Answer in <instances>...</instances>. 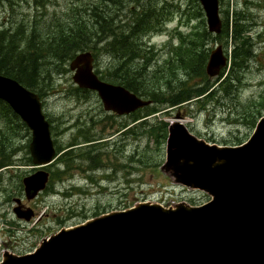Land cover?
<instances>
[{
  "label": "rangeland",
  "instance_id": "374dc122",
  "mask_svg": "<svg viewBox=\"0 0 264 264\" xmlns=\"http://www.w3.org/2000/svg\"><path fill=\"white\" fill-rule=\"evenodd\" d=\"M147 2L154 4L163 15L161 29L142 38V47L152 54L149 68L154 73L163 69L169 58L174 59L172 48L180 44L178 31L188 36L186 39H192L193 36L189 37L192 27L195 32L206 28L199 0H53L48 4L47 16L55 11L61 20L70 21L75 16L93 24L92 7L97 6L112 17L111 26L123 25L131 17L129 9ZM233 6L238 9L248 7L253 17L251 33L256 54L242 70V82L237 84V91L226 93L219 87L220 81L211 78L215 91L212 99L197 102L194 98L174 108L156 104L159 112L149 116L148 123L143 124L133 115L117 116L106 112L95 92H77L68 62L62 67V73H53V83L42 97L43 112L51 123L57 154L55 161L48 166L52 179L48 189L35 199L28 201L25 198L21 180L30 170L25 159L29 154L26 155L24 148L29 144L30 131L19 130L15 142L17 150H20L11 157V166L0 169V258L4 247L18 254L32 251L43 237L63 227L75 226L99 214L123 210L138 202L153 201L166 206L185 201L200 205L209 199L204 193L174 185L159 170L165 160V141L162 142L157 132H150L149 126L160 120L169 124L179 115L191 133L211 143L237 145L250 136L256 121L264 115V37H257L264 30V4L261 0H250L246 5L242 0H229V7ZM198 10L201 11L199 15ZM35 12L33 0H0V29L20 22L30 25ZM202 41V49L208 54L221 44L212 39L204 38ZM93 43L98 49H90L95 54L94 69L100 72L99 75L107 74V69L116 66L118 61L102 49L98 38ZM230 49L229 44L228 51ZM138 64L131 66L135 69ZM175 67L170 66L176 74V77L169 74L172 80L184 79L186 73ZM141 97L150 98L146 95ZM89 116H92L88 123L90 134L98 143L96 147L86 144L85 138H76V125L64 131L68 124L80 123ZM8 126L9 123L0 120V129ZM70 140L78 146L74 154L88 150L87 153L97 161L98 165L93 166L96 169L78 155L71 160L73 166L68 173L57 175L65 169L61 160ZM17 199L25 208L34 210L35 218L26 221L15 215L13 208Z\"/></svg>",
  "mask_w": 264,
  "mask_h": 264
},
{
  "label": "water",
  "instance_id": "95a60500",
  "mask_svg": "<svg viewBox=\"0 0 264 264\" xmlns=\"http://www.w3.org/2000/svg\"><path fill=\"white\" fill-rule=\"evenodd\" d=\"M208 31L219 34L218 0H199ZM222 45L205 67L212 78L227 66ZM79 88L95 91L104 110L129 114L151 104L122 85L101 80L93 56L80 52L69 63ZM0 99L31 131L32 162L50 163L55 155L49 123L37 93L0 74ZM160 170L175 183L205 191L210 201L164 207L140 202L111 211L43 238L33 252H3L0 264H264V115L246 142L237 146L209 144L176 119L170 122L165 161ZM46 171L23 179L28 200L45 188ZM19 202V200H17ZM29 220L32 211L14 208Z\"/></svg>",
  "mask_w": 264,
  "mask_h": 264
},
{
  "label": "trees",
  "instance_id": "16d2710c",
  "mask_svg": "<svg viewBox=\"0 0 264 264\" xmlns=\"http://www.w3.org/2000/svg\"><path fill=\"white\" fill-rule=\"evenodd\" d=\"M48 1L33 0L37 11L30 25L20 22L12 29L0 30V74L16 79L41 98L53 83V73L58 75L62 73V67H65L77 52L87 49L98 51L92 45L95 38L102 43V49L118 61L116 66L107 69V74L102 73L100 77L121 84L138 96L146 95L152 99L153 105L133 114L136 120L158 113L156 104L164 105L166 108L180 107L194 98L197 102H202L204 99L210 100L209 98L214 97V83L205 73V63L209 54L202 49L204 38L219 41L227 52L229 44L231 46L229 69L223 70L215 80L220 81L218 85L226 93L238 90L237 84L242 82V70L250 58L256 55L251 33L253 17L250 16L248 7L230 8L229 0H219L222 20L219 34L213 35L206 28L191 31L189 37L194 38L186 39L184 43L188 36L178 33L180 44L172 48L175 60L167 58L164 68L154 73H151L149 68L152 54L142 47V38L156 31L163 19L161 10L154 4L147 2L133 10L129 9L131 17L125 24L111 26L112 17L97 6L92 7V15L95 17L93 24L75 16L67 21L61 20L56 13L48 16L40 14L38 9L45 10ZM249 1L242 0V3L246 5ZM261 2L264 4V0ZM199 14L201 11L198 10ZM101 33L104 35L101 36ZM257 37L263 38L264 30H261ZM262 43L264 45V40ZM133 63H139V67L134 69L131 66ZM171 65L183 70L186 73L185 78H174L173 81L169 75L175 74L170 70ZM75 90L81 94L89 92L78 88ZM0 120L2 123H9L8 128L0 129L1 168L11 163V156L18 147L15 137L19 130L27 128L1 100ZM142 122L148 123L147 119ZM167 125L160 120L150 125L149 131L157 132L156 135L164 142Z\"/></svg>",
  "mask_w": 264,
  "mask_h": 264
},
{
  "label": "flooded vegetation",
  "instance_id": "af4514ba",
  "mask_svg": "<svg viewBox=\"0 0 264 264\" xmlns=\"http://www.w3.org/2000/svg\"><path fill=\"white\" fill-rule=\"evenodd\" d=\"M84 118H85V116H84ZM91 118H92V116H89V118H87V119H82L80 123H77L76 121H74L71 124H68L67 125L68 128H64V131L67 130V129H71V128L73 129L75 127V125H76V127H77L76 128L77 138L78 137L88 138V140L85 141V143L92 145L91 147H96V145H98V143L94 142L95 140L91 139L92 138V134H90V127L88 125V123H89ZM84 132H88V135H84ZM77 148H78V146L76 144H74V141L70 140L69 145L66 147V150H65L64 155H63L62 160H61L62 163L65 164V169L61 170L60 172L66 174V173H68L70 171V169L73 166V163L72 164H71V162L68 163V156L72 157V154H74L73 152H75ZM87 148L88 147L82 148L79 151H81L83 149H87ZM90 149H92V148H90ZM87 151L88 150L81 151L80 153L83 155L82 158L86 159L89 162V164L91 165V167H92L95 164V161H94L93 156H91L89 153H87ZM84 152H86V153H84ZM65 153L66 154L69 153L70 155H66ZM75 154H77V153H75ZM74 157L76 158V157H79V156L77 154ZM72 160H73V158H72ZM92 169H94V168H92ZM36 170H37V168L30 167V170H29L28 173H32V172H34ZM84 171L86 172V170H84Z\"/></svg>",
  "mask_w": 264,
  "mask_h": 264
}]
</instances>
